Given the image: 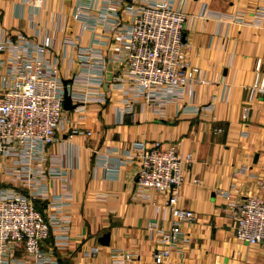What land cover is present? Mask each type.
<instances>
[{
	"label": "crops",
	"instance_id": "obj_1",
	"mask_svg": "<svg viewBox=\"0 0 264 264\" xmlns=\"http://www.w3.org/2000/svg\"><path fill=\"white\" fill-rule=\"evenodd\" d=\"M34 1L0 0V42L50 38L53 50L44 62L57 65L62 81L73 80L72 104H79L64 111L43 159L28 165L18 156L0 159V190L27 196L52 220L42 249L53 264H151L153 253L167 248L160 231L173 220L163 196L139 194L135 185V144L158 141L194 158L182 167L177 206L192 211L195 221L178 227L167 264H264V243L235 239L220 194L264 199V101L248 100L258 61L264 74V19L253 13L259 0H174L187 16L183 60L206 84L191 83L182 95L163 88L156 97L160 114L137 99L132 115L119 112L121 96L104 90L101 69L82 56L84 49L108 56L110 14L127 25V0ZM115 74L123 78L120 66ZM82 93L87 100L77 102ZM24 167L28 181L9 173ZM104 235L108 246L100 242ZM11 261L30 264L22 249Z\"/></svg>",
	"mask_w": 264,
	"mask_h": 264
},
{
	"label": "built area",
	"instance_id": "obj_2",
	"mask_svg": "<svg viewBox=\"0 0 264 264\" xmlns=\"http://www.w3.org/2000/svg\"><path fill=\"white\" fill-rule=\"evenodd\" d=\"M34 3L40 6L42 0ZM173 3L174 0H127L125 10L132 17L127 25H121L115 11L110 14L113 45L108 56L96 58L89 49L82 51L90 65L101 69L100 81H108L109 87L121 96L122 114L132 115L137 99H143L160 114L156 97L161 89H172L182 95L191 83L206 84L200 72L188 68L183 60L187 16L174 8ZM253 13L257 19H264V0L258 1ZM80 15L78 10L74 19ZM53 45L50 38L35 42L24 35L8 36L0 42V159L18 156L21 165H28L35 159H43L45 149L56 140L64 113V87L57 65L44 62ZM118 66L123 78L115 74ZM255 72L248 100L260 97L264 101V74L260 72L259 61ZM66 90L73 103V84L67 85ZM87 98L82 93L75 100L83 103ZM246 116L244 111L242 118ZM86 135L90 137L91 133ZM134 150L138 193L162 195L173 220L168 231H160V242L167 248L155 251L151 262L167 264L170 248L182 233L178 227L195 221L192 211L177 206L178 191L183 184L182 167L190 166L194 158L190 153H181L177 145L164 147L159 141L137 143ZM22 170L9 173L28 181L31 176L28 168ZM220 194L226 200L235 239L247 245L264 243V199L258 195L235 199L229 192ZM52 225V220L45 218L27 196L0 190V263L13 264L14 253L22 249L30 264H53L42 249L50 238Z\"/></svg>",
	"mask_w": 264,
	"mask_h": 264
},
{
	"label": "water",
	"instance_id": "obj_3",
	"mask_svg": "<svg viewBox=\"0 0 264 264\" xmlns=\"http://www.w3.org/2000/svg\"><path fill=\"white\" fill-rule=\"evenodd\" d=\"M62 84H63V87H64V91H63L64 92V95H63V110L64 111L75 110L78 107V105L77 104H72V96L66 90V86L67 85H71L72 86L73 80L63 81ZM108 88H109V82H105L104 90L107 92ZM108 240H109V236L108 235H104L100 239V242H101L102 245L108 246Z\"/></svg>",
	"mask_w": 264,
	"mask_h": 264
}]
</instances>
